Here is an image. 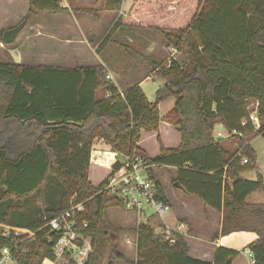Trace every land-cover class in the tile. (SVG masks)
<instances>
[{"label": "trees", "instance_id": "16d2710c", "mask_svg": "<svg viewBox=\"0 0 264 264\" xmlns=\"http://www.w3.org/2000/svg\"><path fill=\"white\" fill-rule=\"evenodd\" d=\"M27 1L24 19L67 11L60 0ZM121 3L105 0L104 7L117 11ZM114 26L153 27L174 48L185 49L182 63L152 62L162 81L153 99L135 82L120 93L102 64L67 68L0 60V225L33 233L10 228L4 234L0 228V249L7 247L15 264L53 260L52 247L61 232L46 224L81 201L83 210L75 220L87 223L83 231L92 244L84 264L125 259L116 241L124 228L114 226L106 214L107 208L123 203L101 191L105 180L94 186L88 178L93 140L100 138L118 155L134 151L156 166L175 167L173 181L183 193L222 213V234H257L247 248L253 264H264V204L246 201L254 190L264 192V175L257 173L255 180L240 175L257 167L249 139L264 136V0H134ZM99 89L107 96L98 97ZM169 97L175 103L160 116L158 104ZM251 100L258 128L248 119ZM161 121L180 133L178 146L162 144ZM216 124L224 126L227 138L213 137ZM142 131L156 132V156L138 146ZM228 138L235 148L225 143ZM149 173L156 197L164 200L162 187L151 169ZM46 188L49 195L56 194L47 206L16 220L21 207L12 200H28ZM133 231L136 264H232L238 253L218 247L207 262L189 256L180 233L170 244L148 222Z\"/></svg>", "mask_w": 264, "mask_h": 264}, {"label": "crops", "instance_id": "0c3cea01", "mask_svg": "<svg viewBox=\"0 0 264 264\" xmlns=\"http://www.w3.org/2000/svg\"><path fill=\"white\" fill-rule=\"evenodd\" d=\"M71 0H60L62 6L67 7V11L60 14H38L33 16L34 22L29 26V30L21 37L18 46L11 48L9 50L12 60L26 65L32 66H51V67H73L75 65L79 66H91L102 64L107 69V74H109L110 80L117 86V89L122 93L126 84L122 85L119 82V78L115 75H119L111 69L97 53L100 45L103 43V39L107 32L102 30L101 16L89 18L82 13L73 12L70 5ZM76 1L78 5L82 6L85 0H73ZM99 0H97L98 2ZM105 1V0H104ZM124 0H122L121 7L115 12L116 16L110 22L108 17L106 20V25L110 22V26L115 25L118 17L126 15L130 7L132 6L134 0H127V9H122ZM109 12V11H107ZM96 22L92 24L89 20ZM111 28V27H110ZM119 29H128V26H119ZM133 28V27H131ZM63 31L64 34L61 35L60 32ZM89 35L92 37L90 38ZM101 38L98 41H94V38ZM17 39H19L17 37ZM2 43V42H1ZM102 46V45H101ZM150 48V45H148ZM174 50H180L179 48H173ZM22 52L17 54V52ZM15 52L16 57L13 56ZM88 54V55H87ZM87 55V56H86ZM94 57L93 64L88 63V59ZM174 59V58H173ZM153 74V71L151 72ZM139 81V86L143 80L156 79L157 77H151L149 75L142 77ZM158 79V78H157ZM97 96H107V91L104 89H99L97 91ZM153 98V97H152ZM171 98V97H169ZM168 99V98H167ZM165 99V100H167ZM164 101V100H163ZM159 102V105L163 102ZM175 103L171 102L169 109L173 107ZM168 109V110H169ZM167 110V111H168ZM169 129L175 134L174 144L168 145L165 142L163 135V128ZM215 139H223L227 134L226 129L221 124H216L213 133ZM145 135L152 137L156 140V132L153 131H142L141 137L138 142V146L145 151L149 157H154L159 153L158 144L154 152H151L147 145H145L143 138ZM159 135L161 142L165 147H176L180 143V133L173 129L171 125L166 121H161L159 124ZM262 135H255L251 137L248 144L254 149L256 153V164L255 175L247 176L244 174L245 171L241 172V177L248 180H255L256 174L261 173L264 175V142ZM157 142V140H156ZM96 146V147H95ZM93 151L90 154V164L88 170V178L94 186L100 184L108 175L110 169L109 165L113 164L116 159V153L111 149L109 145L103 142L100 138H95L92 144ZM96 149V151H95ZM95 151V152H94ZM94 153L96 155L94 156ZM92 165H98L107 169L105 176L98 179L97 183H94L91 179L90 172L92 170ZM153 165L152 173L157 180V182L162 187L164 193V202L167 209L160 219L168 225L178 226L179 223L183 225L180 226L179 232L182 235L187 248L189 256L200 259L207 262H212L214 258L215 251L218 247H226L232 250H236L238 253L232 261V264H253V256L251 251L247 248L248 244L257 239V234L252 231H234L228 234H222L221 223H222V213L214 210L213 208L205 205L197 197L193 195H187L182 192L181 189L177 187V183L173 181L175 176V167L166 166L173 169L174 174L171 176V180L166 176H157L155 174V168ZM172 181L171 185L169 182ZM248 203H262L264 204V192L261 189L254 190L246 197ZM177 224V225H176Z\"/></svg>", "mask_w": 264, "mask_h": 264}, {"label": "rangeland", "instance_id": "374dc122", "mask_svg": "<svg viewBox=\"0 0 264 264\" xmlns=\"http://www.w3.org/2000/svg\"><path fill=\"white\" fill-rule=\"evenodd\" d=\"M104 0H85L82 6L74 7L77 4L76 1L71 0L70 5L73 12L82 13L89 18L99 17L103 19L102 30L104 32L108 31L107 34L110 33L109 37L106 36L103 39L105 43L100 46L99 50H97L98 55L105 60L106 64L116 71L119 75H115L119 78V82L122 85H132L134 82L139 83L142 77L147 75L151 77H156L155 74H151L153 69L152 62H161L162 64H168L170 60H176L179 63H182L186 58V51L184 48L180 50H174L173 46L168 43L167 38L164 34L158 30H155L153 27H144V26H128V29L123 28V30L118 27L110 26V22L115 18L116 13L111 12L112 10H107L104 7ZM128 4L127 0H124L122 9H127ZM28 10V1L27 0H0V31H4L8 28H12L16 26L20 21H22ZM109 11V12H107ZM45 14V13H43ZM51 14V13H46ZM110 18V22L106 25L107 18ZM33 16L26 19V24L22 28V30L17 34L15 40L12 43L4 44L0 42V60L2 61H13L10 55L9 50L18 46L19 40L21 37L29 30V26L34 20ZM92 24H96V22L89 20ZM111 27V28H110ZM133 27V28H131ZM61 35L64 34L63 31L60 32ZM17 37L19 39H17ZM91 38L92 36L89 35ZM101 38H94V41H98ZM18 42V43H17ZM150 45V48H148ZM17 54L20 55L22 52L16 51ZM24 54V53H23ZM15 55V56H14ZM88 55V54H87ZM86 55V56H87ZM13 56L15 58L16 54L13 52ZM95 61L94 57L88 59V63L93 64ZM162 81L159 79H149L143 80L140 87L145 95L153 99L154 92L159 88ZM174 97L168 98L164 100L159 105V115L164 116L169 109L171 102H174ZM251 112H255L256 102L250 101L249 103ZM260 122V121H259ZM172 127V126H171ZM173 128V127H172ZM174 129V128H173ZM163 135L165 142L168 145L174 144L175 134L169 129L163 128ZM213 135L217 136V133H213ZM228 137V133L226 134ZM225 137V138H227ZM263 138V137H260ZM145 145L149 148L151 152H154L156 145L158 144L155 139L152 137L145 135L143 138ZM264 142V138H263ZM225 143L228 146H232L235 148L237 146L236 143H233V139H225ZM92 170L90 172L91 179L94 183L98 182V179L102 176H105L107 169L104 167H100L98 165H92ZM155 174L157 176H166L171 180V176H173L174 171L171 168L166 166H154ZM153 170V167H152ZM247 176H254L255 169H248L244 172ZM172 181L169 182L171 185ZM51 193L50 189L39 190V193H35L33 197H30L28 200L15 201L12 200V203L16 206L21 207L18 211L19 215L15 216L16 220L22 222L24 217L35 214L37 210H43L45 206L49 203V198H54V195H49ZM28 201V202H27ZM26 202V203H25ZM144 215L138 214L136 211L127 210L124 207H109L106 209V214L110 222L114 226L123 227L124 230L118 233L117 242L119 244L120 251L124 254V260H118L115 264H136V235L133 231V228L139 224L143 220L150 221V224L154 228V231H158L161 226H163L164 221L162 222L160 217L153 213L152 209H145ZM167 215V213H164ZM163 214V215H164ZM140 218V220L138 219ZM4 233H8L10 228H13L15 232L23 233L22 229L17 228L16 226H3ZM64 260L61 259L60 264H63ZM8 264H15L8 263ZM48 264V263H47ZM59 264V262L57 263ZM103 264H106L104 261Z\"/></svg>", "mask_w": 264, "mask_h": 264}, {"label": "built area", "instance_id": "2783aa9c", "mask_svg": "<svg viewBox=\"0 0 264 264\" xmlns=\"http://www.w3.org/2000/svg\"><path fill=\"white\" fill-rule=\"evenodd\" d=\"M106 77L110 79L111 76L106 74ZM248 119L255 128L259 127L256 113L251 112ZM245 122L246 120H243L242 124ZM92 151L93 148H91V153ZM242 162L246 163L247 158L244 157ZM116 164L117 166H115ZM153 165L142 154L134 151L124 155L116 153V159L113 164L109 165L110 171L104 179L105 184L101 191L121 198L123 207L127 210L144 215L143 211L149 208L153 210L154 214L161 217L167 206L164 200L156 197L155 185L149 173V169L152 171ZM82 210L83 202L72 203L67 210L47 222V226L52 230L60 231L61 234L52 247L54 259L45 260L42 264H57L58 262L60 264L61 259L64 260L63 264H84L88 259L92 251V244L91 236L83 231L87 227V223L85 221L78 223L75 220L77 214ZM138 219L140 220V218ZM142 222L150 224V221L146 219ZM182 225L179 223L178 226H171L163 223V226L155 233L172 244L176 239V233H180L179 229ZM0 227L3 226L0 225ZM22 231L23 234L27 233L29 236L33 234L23 229ZM9 262L14 263L15 261L10 255V250L3 247L0 249V264Z\"/></svg>", "mask_w": 264, "mask_h": 264}, {"label": "water", "instance_id": "95a60500", "mask_svg": "<svg viewBox=\"0 0 264 264\" xmlns=\"http://www.w3.org/2000/svg\"><path fill=\"white\" fill-rule=\"evenodd\" d=\"M25 24H26V19H23L16 26L4 30L2 34L1 42L4 44L12 43L15 40L17 34L25 26ZM120 200L122 199L120 198Z\"/></svg>", "mask_w": 264, "mask_h": 264}, {"label": "bare ground", "instance_id": "6f19581e", "mask_svg": "<svg viewBox=\"0 0 264 264\" xmlns=\"http://www.w3.org/2000/svg\"><path fill=\"white\" fill-rule=\"evenodd\" d=\"M95 147H96V146H95ZM95 151H96V149H95ZM95 151H94V152H95ZM95 155H96V153H94V156H95Z\"/></svg>", "mask_w": 264, "mask_h": 264}]
</instances>
